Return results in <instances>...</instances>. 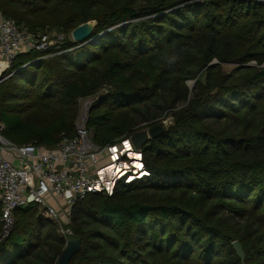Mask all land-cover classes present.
<instances>
[{
	"label": "trees",
	"instance_id": "trees-1",
	"mask_svg": "<svg viewBox=\"0 0 264 264\" xmlns=\"http://www.w3.org/2000/svg\"><path fill=\"white\" fill-rule=\"evenodd\" d=\"M0 12L65 37L20 55L0 85L10 142L56 148L104 88L88 118L100 147L175 118L144 148L149 178L75 204L71 264H243L236 241L244 264H264V0H0ZM90 21L86 42L70 40ZM14 218L0 264H58L65 242L38 206Z\"/></svg>",
	"mask_w": 264,
	"mask_h": 264
},
{
	"label": "built area",
	"instance_id": "built-area-1",
	"mask_svg": "<svg viewBox=\"0 0 264 264\" xmlns=\"http://www.w3.org/2000/svg\"><path fill=\"white\" fill-rule=\"evenodd\" d=\"M52 47L46 34H31L0 12V85L13 75L10 72L20 55L47 53ZM88 117L79 116L76 135H63L60 144L52 149L37 144L15 145L4 137L5 125L0 118V244L16 223L14 212L36 205L41 219L56 225L66 247L74 240L67 226L78 201L90 194L112 197L118 187L150 177L145 147L138 151L132 135L106 147L96 145L94 132L88 129Z\"/></svg>",
	"mask_w": 264,
	"mask_h": 264
},
{
	"label": "water",
	"instance_id": "water-1",
	"mask_svg": "<svg viewBox=\"0 0 264 264\" xmlns=\"http://www.w3.org/2000/svg\"><path fill=\"white\" fill-rule=\"evenodd\" d=\"M96 27H97V22L90 21L76 28L72 32V38L74 42H77V43L86 42L93 35ZM166 132L167 130L164 127V125L159 124L153 128L136 132L135 134L131 136V141L133 145L135 146V148L138 151H141L147 144L161 137ZM232 246L244 264L246 255H245L243 246L237 241L234 242ZM80 251H81V241L80 240L74 239V240L69 241L59 258L58 264H71V261L74 255L79 253Z\"/></svg>",
	"mask_w": 264,
	"mask_h": 264
},
{
	"label": "rangeland",
	"instance_id": "rangeland-1",
	"mask_svg": "<svg viewBox=\"0 0 264 264\" xmlns=\"http://www.w3.org/2000/svg\"><path fill=\"white\" fill-rule=\"evenodd\" d=\"M43 34H46L48 36L49 41H50V46L52 44H53V46H55V45L58 44L59 41H63L65 39V37L63 35L58 34L56 31H49L47 33H43V32L40 33V35H43ZM98 37L99 36H97L96 39L92 40L91 43H95L96 40L98 39ZM69 38H70V40L74 41L73 38H72V34H70ZM235 67H236L235 64H224L223 65V69L226 72H231ZM194 85H195V82H193V81L192 82H188V86L191 89L194 87ZM107 90H108L107 88H104L99 94L93 95V96L88 97V98L81 99L79 101V108H80V115L79 116H82L83 114H85V115L88 114V116H89V112H90L91 108L94 106V104L97 103V101H99L100 95L104 96V95L107 94ZM174 119L175 118L170 114V116L167 117L166 120H164L165 121V123L163 124L164 127L166 129H168L173 124ZM40 214H41V211H40V209L38 207V216ZM15 225H16V223H15ZM15 225H14V227H15ZM14 227H13V229H14ZM64 228L66 229L65 226H64ZM13 229H12V231H13ZM11 232H10V234H11Z\"/></svg>",
	"mask_w": 264,
	"mask_h": 264
}]
</instances>
